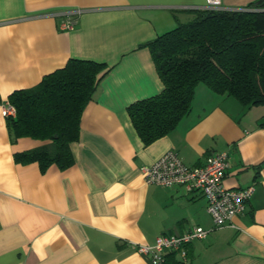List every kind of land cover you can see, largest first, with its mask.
I'll list each match as a JSON object with an SVG mask.
<instances>
[{"label": "crops", "instance_id": "0c3cea01", "mask_svg": "<svg viewBox=\"0 0 264 264\" xmlns=\"http://www.w3.org/2000/svg\"><path fill=\"white\" fill-rule=\"evenodd\" d=\"M256 0H222L225 9ZM206 0H0V264H153L137 248L165 233L209 230L186 245L191 264H264V107L200 86L191 111L145 145L127 107L163 82L148 42L191 18ZM186 7V8H185ZM189 7V8H187ZM80 10L71 30L64 14ZM70 59L110 69L85 107L73 163L43 170L16 153L48 143L15 138L3 103ZM174 150L187 165L227 151L231 188L255 185L232 225L216 227L208 201L184 185L145 181L143 167Z\"/></svg>", "mask_w": 264, "mask_h": 264}, {"label": "trees", "instance_id": "16d2710c", "mask_svg": "<svg viewBox=\"0 0 264 264\" xmlns=\"http://www.w3.org/2000/svg\"><path fill=\"white\" fill-rule=\"evenodd\" d=\"M256 2L239 9L189 8L190 19L147 43L163 89L127 107L145 145L175 129L191 111L200 84L245 108L264 105V0ZM109 69L103 62L70 59L38 84L10 93L16 108L7 117L11 134L49 141L16 153V159L38 161L43 170L52 163L70 166L83 111ZM161 264L191 263L169 251Z\"/></svg>", "mask_w": 264, "mask_h": 264}, {"label": "built area", "instance_id": "2783aa9c", "mask_svg": "<svg viewBox=\"0 0 264 264\" xmlns=\"http://www.w3.org/2000/svg\"><path fill=\"white\" fill-rule=\"evenodd\" d=\"M222 0H206L204 7L219 8ZM67 12L61 18L59 27L71 30L77 23V14ZM3 112L9 116L16 114L15 106L6 100ZM229 166L227 151L215 152L206 157L204 163L187 165L174 150L167 151L153 164L143 167L145 181L160 186L184 185L188 190H199L208 201V212L211 214L216 227L234 226L232 219L244 212L247 202L255 191V185L231 188L225 185L224 177ZM209 230L203 226H195L184 234L165 233L159 235L153 244H142L138 250L150 256L153 264H161L164 255L169 251H176L180 259L186 260V245L195 238H204Z\"/></svg>", "mask_w": 264, "mask_h": 264}, {"label": "rangeland", "instance_id": "374dc122", "mask_svg": "<svg viewBox=\"0 0 264 264\" xmlns=\"http://www.w3.org/2000/svg\"><path fill=\"white\" fill-rule=\"evenodd\" d=\"M200 86H204V87H205L206 85H205V84H200V85H198V86H197V89H196V92H197V90H198V88H199ZM206 88L208 89L209 87L206 86ZM209 90H211V89L209 88ZM212 91H213V90H212ZM213 92H214V91H213ZM215 93H216V92H215ZM195 94H196V93H195ZM217 94H218V93H217ZM260 106H263V107H264V105H260Z\"/></svg>", "mask_w": 264, "mask_h": 264}, {"label": "bare ground", "instance_id": "6f19581e", "mask_svg": "<svg viewBox=\"0 0 264 264\" xmlns=\"http://www.w3.org/2000/svg\"><path fill=\"white\" fill-rule=\"evenodd\" d=\"M186 8V7H185ZM187 8H189V7H187ZM195 7H191L190 9H194ZM219 8H224L223 6H222V3H221V5H220V7ZM242 8H244V7H242ZM236 9H239V8H236Z\"/></svg>", "mask_w": 264, "mask_h": 264}, {"label": "water", "instance_id": "95a60500", "mask_svg": "<svg viewBox=\"0 0 264 264\" xmlns=\"http://www.w3.org/2000/svg\"><path fill=\"white\" fill-rule=\"evenodd\" d=\"M262 1H263V0H257V2H256V3H257V4H259V3H261Z\"/></svg>", "mask_w": 264, "mask_h": 264}]
</instances>
